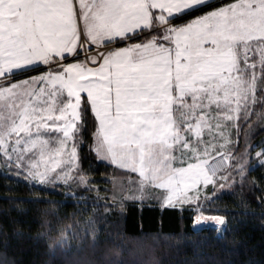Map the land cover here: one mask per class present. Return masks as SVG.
<instances>
[{
	"label": "snow or ice",
	"instance_id": "obj_1",
	"mask_svg": "<svg viewBox=\"0 0 264 264\" xmlns=\"http://www.w3.org/2000/svg\"><path fill=\"white\" fill-rule=\"evenodd\" d=\"M257 128L264 0H0V167L41 194L156 202L223 240L212 205L264 168ZM73 220L50 249L96 242Z\"/></svg>",
	"mask_w": 264,
	"mask_h": 264
},
{
	"label": "trees",
	"instance_id": "obj_2",
	"mask_svg": "<svg viewBox=\"0 0 264 264\" xmlns=\"http://www.w3.org/2000/svg\"><path fill=\"white\" fill-rule=\"evenodd\" d=\"M258 141L255 136L253 143ZM90 166L97 167L91 162ZM112 174L113 169L103 167L93 173L98 179ZM39 198L56 203L37 202ZM261 198L264 168L252 172L242 188L220 194L212 213L227 217L221 240L211 227L194 229L187 212L162 208L156 202H128L109 212L84 211L73 206L75 201L41 194L0 173V264H264ZM74 216L81 225L89 217L95 221L96 242L77 229L75 236L67 233L66 247L50 249L60 230L74 223Z\"/></svg>",
	"mask_w": 264,
	"mask_h": 264
},
{
	"label": "rangeland",
	"instance_id": "obj_3",
	"mask_svg": "<svg viewBox=\"0 0 264 264\" xmlns=\"http://www.w3.org/2000/svg\"><path fill=\"white\" fill-rule=\"evenodd\" d=\"M261 131L262 130L259 129V128L256 129V131L254 133V137L255 136H257V138L259 137V141L258 142H254V143H259L261 141H264V135H260ZM0 173L5 174L7 176H10V177H13V178L17 179L13 173H9L6 169H3L2 167H0ZM17 180L23 181L22 179H17ZM105 187H110V185L105 186ZM91 195H94V194H91ZM101 195L103 196V195H105V193H101ZM203 227H211V228H214V225H212V224L209 223L207 225H204ZM76 263H78V261H76Z\"/></svg>",
	"mask_w": 264,
	"mask_h": 264
}]
</instances>
